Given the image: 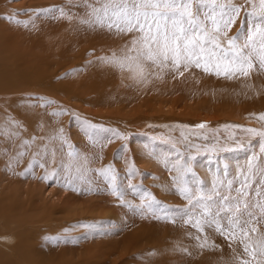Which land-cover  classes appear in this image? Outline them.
Here are the masks:
<instances>
[{"label":"rangeland","instance_id":"obj_1","mask_svg":"<svg viewBox=\"0 0 264 264\" xmlns=\"http://www.w3.org/2000/svg\"><path fill=\"white\" fill-rule=\"evenodd\" d=\"M8 1L0 0V24L10 21V14L7 11ZM11 2V5L15 7L14 18L28 22L27 27H19L14 21L9 22L12 25L14 22L13 27L15 29L18 27L17 30L20 32L24 30L23 35L28 36V39L26 36V38H22L24 42L27 41L26 44L28 45L19 41L20 47L29 48L30 43H28V40L30 38L37 41V44H33L32 47V50L36 52V56L29 53L28 58L39 60L40 56L43 55L41 57L46 59L45 55L50 51L53 59L51 64L55 69L54 82L56 83H54V90L52 89L53 120L50 132H41L52 133L50 134L52 138L46 140L43 134V137L42 135L39 137L45 141L54 140L55 144L64 148H67L69 142V146L73 143L71 147L81 152L80 156L83 161L85 160L84 164L87 166L86 169L89 170L87 176H85L86 181H91L88 179L91 172L93 174V169L98 168H95L97 155H103L108 150L113 149L112 147L107 148L110 142L112 145L118 143L121 147H124L116 146L115 158H117V161L126 159H124L123 162L125 163L122 165L125 166L126 170L124 167L121 169L117 165L114 171L117 174V183L123 185L127 193L124 198L125 203L127 199H131V204L136 206L147 203V200H142L140 197L142 193L150 192L155 199L166 207H188V201L176 191L178 185L173 184V179L181 175L179 171L173 170V167L179 169L185 161L190 160L196 178L201 181L204 179V184H207L206 180H208L207 177L206 179L204 177L209 173L207 170L212 169V172L218 171L220 174H226V179L236 176L238 172H232V166L228 162V159L231 158L234 161L236 155L237 159L235 161H244L235 163L236 167L234 168H237V170L246 169L249 158L253 154L257 157L258 166L264 167V153H261L257 146L259 138L251 137L250 134L243 131L244 129L264 131V121L259 119L260 115H264V72L257 73L254 71L249 77L229 79L225 76H216L205 73L201 69L192 68L190 71L185 72L183 76L174 77L171 74H165L162 78L157 79L153 75L148 77L147 82H138V79L131 78V73L122 72L114 65L100 60L102 56L111 57L114 52L117 56L121 55V49L129 43L130 35L118 36L108 31L92 30L82 24L81 19L86 18V10L82 7V0H11ZM254 2L258 8L259 0H254ZM232 3L243 7L238 17L240 19H236L235 24L228 33L229 36H235L241 30L242 25L247 26L245 9L251 10L249 0H232ZM59 8H63L67 15L62 16L58 11H49ZM20 28L22 29L20 30ZM91 38L98 39L92 40ZM94 48L95 50H93ZM89 53L90 55H88ZM113 70L115 71L113 72ZM140 85L141 87H138ZM44 95L46 97V94ZM131 97L133 98L131 99ZM36 104L38 103H34L33 107L35 110H37L36 106H41ZM71 104L73 105L70 107ZM244 106L245 112L242 110ZM41 107L37 112H40V121H43L46 118V113L43 112L45 106ZM239 107L242 109L237 111ZM48 110L50 109L48 108ZM242 111L248 120L244 119V114H241ZM236 114L243 119L241 122L244 123L237 121V119L236 121L232 120L233 115L236 116ZM142 119L151 120V124L146 123L145 125ZM9 120L13 123L12 133H25L24 130L29 127L24 121ZM244 120L248 122L246 123ZM249 121L252 123H249ZM140 123V128L143 127V130L136 126H139ZM200 124H204L206 127L203 129L198 128L197 126ZM133 125L136 127L134 128ZM61 129L63 130L62 133ZM0 133L11 132L4 130ZM66 133L72 135L70 139L65 138ZM114 133H119L120 136H116ZM56 136L59 137V140H62L61 143L66 139L67 146L64 142L62 145L58 139H55ZM44 143L47 144V142ZM75 144L76 146L78 144V146L76 147ZM81 148L82 150L83 148L84 150L89 148L88 150L91 151H81ZM137 149H140V151L142 149V153L149 155L150 162H138ZM239 153L240 155H238ZM131 155L133 156L131 157ZM239 156L241 157L239 158ZM87 160H89V163L86 162ZM110 160L113 162L114 156L111 155ZM165 160L167 163H165ZM201 164L203 169L205 168L204 170L207 169L205 174ZM241 165H244V168ZM133 166L135 168L134 174L132 173ZM165 172H168V175H165ZM51 178L50 176L46 181L45 179L37 180L39 185H44L43 190L46 196H49L52 190L58 188L56 181ZM187 178L191 179L190 173ZM98 180L99 178L95 179L96 182H99ZM129 184L135 186L136 190L129 189ZM104 188L111 192L109 186ZM108 197L113 199V196ZM81 198L88 199L86 196H81ZM99 199L102 200V197H99ZM102 203L106 204L103 201ZM112 203L118 205L119 208H122L124 204L116 196ZM129 209L127 207L126 214L128 213L127 215L132 218H130L131 220L124 214V209H120L117 213V222L106 219L107 221L103 226L101 225L102 227H96L97 224L91 222L93 226L91 228L88 227L89 223L86 221L72 224V221L62 219L59 214L54 215V218L64 221L65 227H62L63 230L72 226L71 229H68V234L57 236L55 246L51 243V248L56 249L57 252V256L54 257V264H240L241 258L248 259L243 253L239 238L236 241H230L218 232L205 229L208 241L204 248H199L197 246L198 241L194 239V236L198 234L203 236V234L197 233L196 229L182 222L179 218L175 222H171L154 218L151 213L142 216ZM37 213L24 209V215L29 223L34 222L33 218ZM95 213L97 215L96 211ZM95 217H92V220ZM126 218L129 219L130 223ZM4 228L3 226L0 230V233H4L2 236H10L12 233L6 232ZM57 228L55 226L52 229L56 230ZM107 230H110L109 233H106ZM100 231H102V235L95 234L96 232L100 233ZM93 234H95L94 238ZM36 235L41 238L48 237V234L43 230L38 231ZM131 236L133 237V245L130 244ZM124 237H127L128 240L121 241L125 239ZM255 237L257 238V235ZM86 239L89 240L88 245L92 246L93 244V247L95 245L99 247L95 251L93 250V253L89 256L85 253L88 252L87 250L78 249L76 246L81 243L85 244ZM257 240H260V238L256 239L255 242ZM98 241L102 243L101 246ZM61 243L72 250L74 256L69 254L66 256L67 254L62 252L64 249L56 245ZM32 246L37 247L34 244ZM73 247L78 251L73 250ZM69 252L67 251V253ZM80 255H82V259L79 257ZM252 264H255V262L253 261Z\"/></svg>","mask_w":264,"mask_h":264},{"label":"snow or ice","instance_id":"obj_2","mask_svg":"<svg viewBox=\"0 0 264 264\" xmlns=\"http://www.w3.org/2000/svg\"><path fill=\"white\" fill-rule=\"evenodd\" d=\"M82 7L86 10V18L81 19V23L88 28L118 36L130 35L121 55L114 52L111 57L100 59L122 72L131 73V78L138 82L153 75L157 79L165 74L183 76L192 68L229 79L249 77L254 71L264 72V0H259L258 8L254 0H249L251 10L245 9L247 26L242 25L235 36L228 33L243 6L233 4L232 0H82ZM49 11L67 15L63 8ZM9 20L18 26H28V22L16 20L14 16ZM259 119L264 121V115ZM197 127L203 129L206 125ZM243 131L259 138L257 146L264 153V131ZM23 155V152L18 154ZM55 155L53 151L52 163H55ZM77 155L68 152L69 157ZM254 162H257L255 154L246 169L236 176L217 178L205 186L196 178L190 160L185 161L179 169L173 167L181 173L173 179V184L178 185L176 191L188 201V207H166L150 192H144L140 197L147 203L140 206L128 203L126 206L142 216L151 213L154 218L171 222L179 218L203 234L194 236L199 248H204L208 241L205 229L218 232L230 241L239 238L243 253L248 257L241 258L240 264H252L253 261L264 264V234L259 232L260 225L264 224V167ZM40 167L44 165L40 164ZM87 171L79 162H62L61 167L53 169L49 175L54 180L62 175L64 186L78 191L73 182H84ZM132 173H135L134 167ZM189 173L191 179L187 178ZM99 175L108 182L111 194L125 203L127 193L123 185L117 183L112 166L100 171ZM128 188L136 190L131 184ZM88 190L92 191L91 188ZM256 235L261 239L253 243L251 237Z\"/></svg>","mask_w":264,"mask_h":264},{"label":"bare ground","instance_id":"obj_3","mask_svg":"<svg viewBox=\"0 0 264 264\" xmlns=\"http://www.w3.org/2000/svg\"><path fill=\"white\" fill-rule=\"evenodd\" d=\"M11 3H12L11 0H9L7 3V11L9 12L10 16H11V14L13 16V13H15V10H14L15 7L12 6ZM238 19H240V18H238ZM241 21H243V20H241ZM9 22L10 21H6L5 24L4 23L0 24V131L9 130L11 132V133H0V230L4 226L5 227L4 229L6 230V232H9L12 234L8 237H3L2 235L4 233L3 232L0 233V250H1V252H0V264H54V262H55L54 257L57 256L56 255L57 252L55 251L56 249H53L51 247H52V245L55 246L54 243H56L58 235L61 236L64 234V236H65V234H68L67 233L68 229H71L70 227H72V226H69L68 229L65 228L63 230L62 227L65 225L64 221H59L57 218H54L53 217L54 215L59 214L62 217V219H68V220L72 221L71 222L72 224H76L77 222L84 223L86 221L87 223H89V225H92L91 222H95L97 224V225L94 224L96 227H102L103 224L107 220H112L113 222H115V221L117 222V216H118L117 213L120 209H122V210L124 209V211H125V212L123 211L124 214L126 215V217L128 216L127 215L128 213L126 214V211H127L126 204H128V203L131 204V199H127L126 203H124L122 205V208H119L118 205H115L114 203H112L115 196H113L110 191H107L104 188L106 186H109V184L104 178H102V176L99 175L100 171L106 169L109 165H111L113 169L117 165H119V167L121 169L123 167L125 169V166H122L125 163V162H123L125 158L123 160L117 161V158H115V155H116L115 150H117L116 146L119 144L118 143L116 145L113 144V145H115V146H113L110 142L108 144L107 148L112 147L113 149L111 148L112 150H108L103 155L98 154L97 155L98 158L97 159L95 158V163H96L95 168L96 167H98V168L96 170H94L92 168L93 174L91 172V176L88 178L91 181H86V180L84 182L74 181L73 187H75L79 190L73 191L71 187L64 186L65 181L63 180L62 175H61L60 177H57L55 179L56 184L58 185V188H56V190H52L50 192L51 194L49 196L45 195V192L43 190L45 188L44 185H42V186L39 185V182H37V180L38 181L43 180L45 176H49V178H50L49 174L52 172L53 169H59L61 167L62 162L65 164L79 162L80 164L83 165V167L85 169L87 168V166H85V164H84L85 160L83 161L81 156H80L81 152L79 150H77L76 148L68 147L70 142H69V144L65 143L66 139L63 140V142L65 143V145L68 144V146L66 145L67 148H64L62 146H59L58 144H55L53 142L54 140L53 141H50V140L45 141L44 139H42L44 142H47V144L49 145L48 146L39 137L43 134L45 136L46 140L52 138L50 135L52 133H41V132H48L51 128L52 120H53V118H52L53 109L51 107L52 106V97H53L52 96V94H53L52 89H53L54 83H55L54 82V79H55V74H54L55 71L54 70L55 69H54V66L51 64V62H53V59H52L50 51L45 55L46 59L42 58L43 55H41L42 57L40 56L39 60H37L35 58H28L29 53H32L33 55L36 56V52H35V50H32V47H33V44H37V41L30 38V40H28V43H30L29 48L26 49V48L20 47V45H19L20 42L23 44H26V42H27L26 40H25L26 42H24V40H22V38H24L26 36V35H23L24 30H22L20 32L19 30H17L18 27L15 26L16 29L13 27L14 22H13V25ZM19 27H21V26H19ZM21 29L22 28H20V30ZM37 36H39V35H37ZM26 37L28 39V36H26ZM91 39L93 40L94 38H91ZM97 39L95 38L94 40H97ZM88 41H89V39H88ZM26 45H28V44H26ZM26 50H28V51H26ZM93 50H95V48ZM88 55H90V53ZM46 63H48V64H46ZM91 63H93V62H91ZM99 63H101V62H99ZM114 71L115 70H113V72ZM92 72H91V74H92ZM131 75L132 74H130V76ZM91 79H93V78L91 77ZM70 80H71V78H70ZM70 84H71V82H70ZM78 84H79V82H78ZM138 87H141V85ZM77 89H78V85H77ZM44 94H46V97H44L45 96ZM132 98L133 97H131V99ZM48 102H51V103H48ZM34 103H38L36 105L40 104L41 106H45V110L43 112L46 113V115H45L46 118L43 121H40V116H39L40 112H37L39 110V107H41V106L38 107L35 105L37 107L36 108L37 110H35V108H33ZM72 105L73 104H71L70 107ZM48 108L50 110H48ZM242 108H243V106H242ZM242 108L239 107V109H237V111H240ZM41 109H43V108L41 107ZM242 110L243 111L245 110V106H244V109H242ZM223 111H224V108H223ZM243 111L241 114H244V116H243L244 119L248 120L247 117H245V113H243ZM135 113H136V111H135ZM226 113H228V112H226ZM231 113H234V112H231ZM49 114H51V115H49ZM154 114H156V113H154ZM206 116L208 117V115H206ZM236 116H238V115L236 114ZM236 116L233 115V117L232 116H229V117H232V120L234 119L235 121H236V119L239 122L243 121V119L240 118V116H238V117H236ZM229 117H227V118H229ZM238 118H239V120H238ZM9 119L24 121V122H26V124L29 127L24 130L25 133H12L13 123ZM142 120H144V119H142ZM143 122L145 125H146V123L151 124V120H148V119L144 120ZM250 122L251 121H249V123ZM241 123H244V122H241ZM140 125H141V123L139 124V126L138 125H136V126L139 129H142L143 127L140 128ZM136 126H134V128ZM66 134L67 135L65 138L70 139V136H72V135H69L68 133H66ZM76 134H77V132H76ZM43 135H42V137H43ZM63 135H65V134L63 133ZM68 135H69V137H67ZM54 136H53V138H54ZM73 137H75V136H73ZM55 139L59 140V137L56 136ZM62 139H63V137H62ZM127 139L129 140V138H127ZM128 140H126V141H128ZM60 141H62V140H59V142ZM67 141H68V139H67ZM25 142H27V144ZM72 145H73V143H72ZM72 145H70V146H72ZM81 145H82V143H81ZM75 146H76V144H75ZM77 146H78V144H77ZM82 146H84V145H82ZM129 146H130V144H129ZM61 148H63V151L60 150ZM104 148L106 149V147H104ZM121 148H124V147H121ZM141 148H142V146H141ZM118 149H120V148H118ZM80 150L83 151L84 148H83V150H82V148ZM87 150H84V151L86 152ZM53 151H55V153H56L55 158H54L55 163H52L53 157L51 156V153ZM70 151H72L78 155L76 157H69L68 152H70ZM90 151L91 150H88V152H90ZM127 151H128V149H127ZM135 151H136V149H135ZM141 151H142V149H141ZM141 151H140V149L139 150L137 149V153L135 152L136 155L138 154L137 155V159H138L137 161L138 162H143V161H149L150 162L149 155L144 154ZM21 152H23L24 155L18 156V154ZM120 152H122V151H120ZM94 154H96V153H94ZM149 154H151V153H149ZM248 154H250V153H248ZM111 155L114 156L113 162H111V160H110ZM156 155H158V154H156ZM238 155H240V153ZM241 155H243V154H241ZM89 156H91V155H89ZM132 156L133 155H131V157ZM236 156H235V158L233 156L234 161L231 160L232 158L230 157L231 159H228V162L232 166L231 167L232 172L237 173L240 170H237V168L236 169L234 168V167H236L235 163L239 162V160L235 161V159H237ZM244 156H245V154H244ZM131 157H129V158H131ZM134 157H136V156H134ZM240 157L241 156H239V158ZM242 158H244V157H242ZM17 159L19 160L18 163L16 162ZM90 159H92V158H90ZM242 160H244V159H242ZM88 161L89 160H87L86 162H88ZM115 162H116V164H115ZM240 162H244V161L240 160ZM40 164H43L44 167H40ZM205 166H207V165H205ZM241 167L244 168V165H241ZM129 168H131V167L129 166ZM202 169H203V165H202ZM202 169H201V171H202ZM214 169H217V168H214ZM159 170H160V168H159ZM206 170H204V174H205ZM207 171L209 172V173L207 172L208 175L204 176V174L203 173L202 174L205 177V179H206V177L208 178V180H206L207 181L206 183L208 185H210V183L214 179H217V178L224 179V177L226 176V174H223V173L220 174V172H218V171L212 172V169L210 171L209 170H207ZM165 175H168V172L167 173L165 172ZM85 176H87V172L85 173ZM96 178H99V180H98L99 182L95 181ZM225 179H226V177H225ZM46 180L47 179H45V181ZM52 180H54V179H52ZM203 181H204V179H203ZM207 184H205V185H207ZM89 188H91L92 191H89L88 190ZM158 188H160V187H158ZM163 194H165V193H163ZM81 196H86L88 199L81 198ZM108 196H110V197L113 196V199L111 198L112 199L111 200ZM99 197H102V200H100ZM102 201L105 202L106 204H103ZM24 209L38 212L37 215L33 218L34 222L29 223V220L24 215ZM95 211L97 212V215H96ZM130 212H132V211H130ZM94 216H96V217L94 220H92V217H94ZM130 218L131 217H129V219ZM126 219H128V218H126ZM129 219H128V221H129ZM129 223H130V221H129ZM131 225H132V223H131ZM131 225H129V226H131ZM55 226L58 227L57 228L58 230L52 229ZM73 227H75V226H73ZM260 227H259V232L261 234H264V224H262ZM40 230L45 231L48 234V237H45V238L38 237L36 235V233ZM101 230H102V228H101ZM102 231H100V233L96 232L95 234L99 235V234H101ZM109 231L110 230H107L106 233H109ZM111 233H112V231H111ZM178 233H180V232L178 231ZM95 234H93V238H94ZM99 238H101V237H99ZM124 238L125 239H122L121 241H127L128 240L127 237H124ZM258 238L261 239V236L257 235V238L255 236H252L251 241L254 243L255 240ZM91 242H93V241H91ZM15 243H16V245H15ZM51 243H52V245H51ZM88 243H89V240L86 239L85 244L81 243L80 245H76L78 249L87 250L88 252H85L87 256H89L91 253H93L92 252L93 250L95 251V249L99 248L96 245L93 247V244H92V246L88 245ZM93 243H95V242H93ZM33 244L37 245V247H33L32 246ZM63 244L64 243L56 244V245L60 246V248L64 249L62 252L67 254L66 256H68V254L71 256H74V254H73L74 252L72 250H69V248ZM130 244L133 245V237L132 236L130 238ZM99 245L101 246L102 243L99 242ZM66 250L70 251V252L67 253ZM73 250H75L74 247H73ZM75 251H78V250H75ZM95 256H96V254L94 255V257ZM79 257L81 259L83 258L82 255H80ZM201 259H203V258H201ZM37 261H38V263H37ZM194 264H197V263H194Z\"/></svg>","mask_w":264,"mask_h":264}]
</instances>
